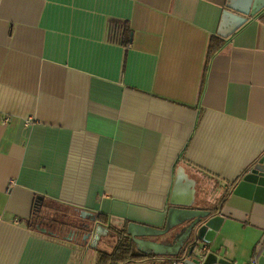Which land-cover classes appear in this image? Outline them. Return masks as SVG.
Instances as JSON below:
<instances>
[{
  "label": "crops",
  "instance_id": "1",
  "mask_svg": "<svg viewBox=\"0 0 264 264\" xmlns=\"http://www.w3.org/2000/svg\"><path fill=\"white\" fill-rule=\"evenodd\" d=\"M230 1L0 0V264H97L96 217L162 229L173 203L264 264V203L234 194L264 157V5L229 32Z\"/></svg>",
  "mask_w": 264,
  "mask_h": 264
},
{
  "label": "water",
  "instance_id": "2",
  "mask_svg": "<svg viewBox=\"0 0 264 264\" xmlns=\"http://www.w3.org/2000/svg\"><path fill=\"white\" fill-rule=\"evenodd\" d=\"M261 5H264V0H231L224 14V27L233 32L250 17L256 16L262 8ZM234 194L264 203V157L240 180ZM172 205L174 206L169 209L166 224L162 229L134 222L128 225L127 234L140 253L165 262L167 258L178 257L183 251L186 264H232L221 259L209 248L222 221L220 216L209 210L193 209L191 205H185V208H179L175 203ZM80 216L83 219L89 218L84 212H81ZM85 228L88 230V226ZM108 233L109 229L99 225L94 233V244ZM92 234L91 230L87 237L90 238ZM170 234L174 235L170 244L151 240Z\"/></svg>",
  "mask_w": 264,
  "mask_h": 264
},
{
  "label": "trees",
  "instance_id": "3",
  "mask_svg": "<svg viewBox=\"0 0 264 264\" xmlns=\"http://www.w3.org/2000/svg\"><path fill=\"white\" fill-rule=\"evenodd\" d=\"M220 47L221 42H217V40H214L213 44L210 47V55H214L220 49ZM96 220L99 225L107 227V229L109 228L111 233H113L117 237V243L112 252L108 253L99 251L97 264L144 263L152 259H157L154 256L144 255L138 251L136 244L127 234V227L129 224L123 228H118L112 226L107 219H104L101 216L96 217ZM66 225L62 224V229L65 228ZM67 227H72V224L68 225ZM78 227L82 230L85 229L84 225ZM184 258L185 254L180 258H167L168 261L164 262V264H168L173 260H182Z\"/></svg>",
  "mask_w": 264,
  "mask_h": 264
},
{
  "label": "rangeland",
  "instance_id": "4",
  "mask_svg": "<svg viewBox=\"0 0 264 264\" xmlns=\"http://www.w3.org/2000/svg\"><path fill=\"white\" fill-rule=\"evenodd\" d=\"M48 213H49L50 218H52L54 216L58 217L57 220H60L62 222V224L63 223L65 224L66 220L67 221L68 220L71 221L70 218L74 214L73 211H70V210H68V209H66L64 207H59V206H56L55 208L53 207ZM71 222H74V221H71ZM116 239H117V237L113 233H111L109 238L106 239V242L113 246L114 245L113 243L116 242ZM91 249L94 250L95 246L93 248H91Z\"/></svg>",
  "mask_w": 264,
  "mask_h": 264
},
{
  "label": "built area",
  "instance_id": "5",
  "mask_svg": "<svg viewBox=\"0 0 264 264\" xmlns=\"http://www.w3.org/2000/svg\"><path fill=\"white\" fill-rule=\"evenodd\" d=\"M256 263V261L254 262V264ZM168 264H186V258L182 259V260H173L170 261Z\"/></svg>",
  "mask_w": 264,
  "mask_h": 264
}]
</instances>
